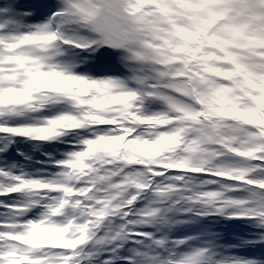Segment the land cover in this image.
<instances>
[{
	"label": "snow or ice",
	"instance_id": "snow-or-ice-1",
	"mask_svg": "<svg viewBox=\"0 0 264 264\" xmlns=\"http://www.w3.org/2000/svg\"><path fill=\"white\" fill-rule=\"evenodd\" d=\"M210 218L264 242V0H0V264H264Z\"/></svg>",
	"mask_w": 264,
	"mask_h": 264
},
{
	"label": "trees",
	"instance_id": "trees-1",
	"mask_svg": "<svg viewBox=\"0 0 264 264\" xmlns=\"http://www.w3.org/2000/svg\"><path fill=\"white\" fill-rule=\"evenodd\" d=\"M226 225H227V229L228 230H227L226 235L224 236V239H226L227 242H230L229 244L226 243V245H228V247L231 246V245H233V243L236 240H239L242 237L246 238L248 236V232L247 231H248L249 227H248L247 223L242 222V221H226ZM181 232H183L182 229H178L177 228L175 234L178 235ZM233 240H235V241H233ZM241 249H243V248H241Z\"/></svg>",
	"mask_w": 264,
	"mask_h": 264
},
{
	"label": "rangeland",
	"instance_id": "rangeland-1",
	"mask_svg": "<svg viewBox=\"0 0 264 264\" xmlns=\"http://www.w3.org/2000/svg\"><path fill=\"white\" fill-rule=\"evenodd\" d=\"M108 65H109V61H108V59L107 58H101L98 62H96L95 63V65H94V70L95 71H103V70H105V68L106 67H108ZM21 139H23V138H20L19 139V148H25L26 147V142L25 141H23V140H21ZM52 146V145H51ZM57 153L58 152H61V151H63V149L62 148H57ZM178 229H182V231H184V229L183 228H178ZM220 233V237H222L221 238V243H222V245L226 248V249H232V247H233V245L232 246H230V247H228V245H226V243L227 244H229L230 242H227V240L226 239H224V236H223V234H222V232H219ZM224 239V240H223ZM231 240V239H230ZM229 240V241H230ZM233 241H235V240H233ZM235 245V244H234ZM235 255H237V256H250V258H252V259H257L258 257L257 256H260V253L257 251L254 255H255V257H253L252 255H248V254H245L243 251H235V250H231Z\"/></svg>",
	"mask_w": 264,
	"mask_h": 264
}]
</instances>
